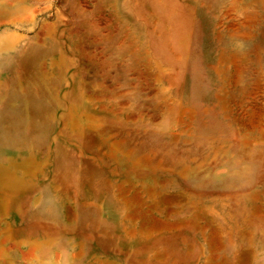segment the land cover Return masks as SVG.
Here are the masks:
<instances>
[{"label":"rangeland","instance_id":"rangeland-1","mask_svg":"<svg viewBox=\"0 0 264 264\" xmlns=\"http://www.w3.org/2000/svg\"><path fill=\"white\" fill-rule=\"evenodd\" d=\"M0 264H264V0H0Z\"/></svg>","mask_w":264,"mask_h":264},{"label":"bare ground","instance_id":"bare-ground-1","mask_svg":"<svg viewBox=\"0 0 264 264\" xmlns=\"http://www.w3.org/2000/svg\"><path fill=\"white\" fill-rule=\"evenodd\" d=\"M31 150V149H30Z\"/></svg>","mask_w":264,"mask_h":264}]
</instances>
